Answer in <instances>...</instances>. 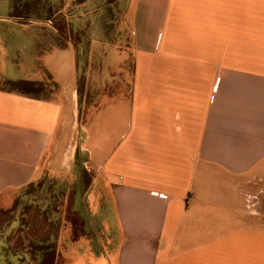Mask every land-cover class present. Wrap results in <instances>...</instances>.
Returning a JSON list of instances; mask_svg holds the SVG:
<instances>
[{"label":"crops","instance_id":"crops-1","mask_svg":"<svg viewBox=\"0 0 264 264\" xmlns=\"http://www.w3.org/2000/svg\"><path fill=\"white\" fill-rule=\"evenodd\" d=\"M125 19L129 113L104 156L90 148L97 113L126 99L82 123L72 63L46 95L0 90V207L44 176L70 178L83 231L64 227L66 241L94 235L92 193L98 223L115 226L95 264H264V0H128ZM31 29L0 25V39Z\"/></svg>","mask_w":264,"mask_h":264},{"label":"rangeland","instance_id":"rangeland-1","mask_svg":"<svg viewBox=\"0 0 264 264\" xmlns=\"http://www.w3.org/2000/svg\"><path fill=\"white\" fill-rule=\"evenodd\" d=\"M126 2L123 10L119 7L114 8V16L108 13V18L106 13L104 17L99 16L98 10L102 7L99 0H91L84 5H70L65 10L73 28L77 26V28L88 31L82 35V49L78 56L80 59H76V62L73 57L74 46L70 45L62 49L53 45L51 37L55 34V30L52 26H46L40 22H33L34 26L26 33H13L14 36L10 37L11 40L0 39V49H4L0 53L2 56L5 54L8 56L4 59L0 58V78L47 82L48 75L51 74L55 79H61L71 63L73 71L76 66L80 79L82 123H85L89 116L95 110L103 107L106 102L113 99H126L124 101L127 104H123V102L108 104L97 113L98 119L95 127L97 144L90 146V148L95 150L99 157L104 156L109 149L114 147L115 131L113 128L115 124L121 127L122 122L126 120L127 113H129L130 104L127 100L132 87L133 54L131 49L132 34L125 19ZM6 21L7 19L0 17L2 25L3 23L7 25V22L11 23ZM32 36L40 38L42 43L37 42L38 40L36 41ZM12 37L16 38V42L12 40ZM86 38L90 42L87 51L84 50ZM107 126L109 129L105 132ZM92 194L95 207L93 208L91 205L90 211L93 213L92 217L96 224L92 232L94 235L79 239L76 242H69L66 241V232L69 229L66 232L63 231L59 243H63L64 249L59 264L97 263L104 257L106 234L110 236L108 239L114 245L116 240L115 226L112 223L107 225L98 223L99 217L94 214L99 212L98 206L101 201L96 193ZM100 241L102 246L98 245ZM108 251L110 250H107V253Z\"/></svg>","mask_w":264,"mask_h":264},{"label":"trees","instance_id":"trees-1","mask_svg":"<svg viewBox=\"0 0 264 264\" xmlns=\"http://www.w3.org/2000/svg\"><path fill=\"white\" fill-rule=\"evenodd\" d=\"M89 1L91 0H0V17L11 22L6 21L7 25L34 26L33 22H40L52 26L55 30L51 37L53 45L62 49L74 46L77 59H80L78 56L82 49V35L88 31L77 26V29L73 28L65 10L70 5H84ZM99 1L102 7L98 14L104 17L106 13L107 18L108 13L114 16V8L123 10L126 2ZM2 36L4 41L8 40L5 34ZM34 38L37 42L40 41V38ZM84 41V50L87 51L90 42L88 38ZM50 89V85L43 81L0 78L2 91L40 97ZM90 180V175L82 168L78 184L86 188ZM75 193L76 182L72 179L49 176L20 188L8 206L0 207V264H56L58 237L64 227L70 226L74 236L83 231L82 221L71 204L75 201Z\"/></svg>","mask_w":264,"mask_h":264}]
</instances>
